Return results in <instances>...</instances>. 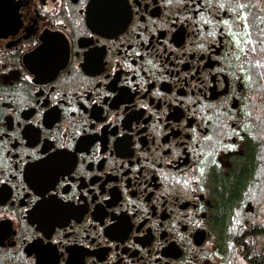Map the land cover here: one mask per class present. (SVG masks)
I'll list each match as a JSON object with an SVG mask.
<instances>
[{
  "label": "flooded vegetation",
  "instance_id": "af4514ba",
  "mask_svg": "<svg viewBox=\"0 0 264 264\" xmlns=\"http://www.w3.org/2000/svg\"><path fill=\"white\" fill-rule=\"evenodd\" d=\"M262 150L264 0H0V264H263Z\"/></svg>",
  "mask_w": 264,
  "mask_h": 264
},
{
  "label": "rangeland",
  "instance_id": "374dc122",
  "mask_svg": "<svg viewBox=\"0 0 264 264\" xmlns=\"http://www.w3.org/2000/svg\"><path fill=\"white\" fill-rule=\"evenodd\" d=\"M260 133H261V132H260ZM260 154H261V158H262V160H263V159H264V150H262V151L260 152ZM262 168H264V166H262ZM261 175L264 177V173H262ZM260 207H261V210L264 209V198H261V199H260ZM258 244H259V245H260V244H261V245H264V239H263V237L259 239Z\"/></svg>",
  "mask_w": 264,
  "mask_h": 264
},
{
  "label": "trees",
  "instance_id": "16d2710c",
  "mask_svg": "<svg viewBox=\"0 0 264 264\" xmlns=\"http://www.w3.org/2000/svg\"><path fill=\"white\" fill-rule=\"evenodd\" d=\"M261 260H263L264 261V256H261V255H257ZM264 264V263H263Z\"/></svg>",
  "mask_w": 264,
  "mask_h": 264
}]
</instances>
